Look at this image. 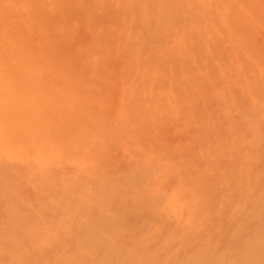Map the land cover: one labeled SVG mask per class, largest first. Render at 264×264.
Instances as JSON below:
<instances>
[{
	"label": "rangeland",
	"instance_id": "1",
	"mask_svg": "<svg viewBox=\"0 0 264 264\" xmlns=\"http://www.w3.org/2000/svg\"><path fill=\"white\" fill-rule=\"evenodd\" d=\"M119 1L0 0V70L25 52L58 68L34 72L46 141L0 128V264H264V0H228L238 17L182 0L187 27ZM193 27L217 81L177 59ZM0 90L3 109L17 88ZM51 98L68 100L64 135Z\"/></svg>",
	"mask_w": 264,
	"mask_h": 264
},
{
	"label": "bare ground",
	"instance_id": "2",
	"mask_svg": "<svg viewBox=\"0 0 264 264\" xmlns=\"http://www.w3.org/2000/svg\"><path fill=\"white\" fill-rule=\"evenodd\" d=\"M188 1L192 2L195 5L198 4V2H199L198 0H188ZM208 1H212L213 4H217L218 1L222 2L223 0H208ZM231 1H236V0H231ZM231 1L226 0V2H231ZM238 1H240V0H238ZM133 2H134V5H135L136 4V0H120L118 2V4L120 6H122V7H125L127 5H130V7H131L132 6L131 3H133ZM146 3H147L148 10H151L150 11V15H152V13H154V15H155L157 20H159V19L163 20V18H164L163 15L168 14V16L170 18L177 17L179 19V21H181L183 24H186V27L189 25V20H188V17L186 15V12H185V9H184L185 7H184V5L182 3V0H147ZM152 4H155L157 6H154ZM227 4H228V8H229V10L231 12L232 17H238L239 13H238L237 7H235L232 4V2L230 4L229 3H227ZM238 6H240V3H239ZM149 7H150V9H149ZM198 7H201V6H198ZM127 10H128V8H127ZM236 13H238V14H236ZM139 23H141L140 20L138 21V23L136 25H138ZM228 25L232 29V31H233L235 36H240V41L242 43V46L245 45V43L249 41V38H250L249 29L239 30L238 25H236V23H233L231 20H229ZM1 27L2 26L0 25V28ZM196 33H197V31L193 27L192 36H189V38H187L186 35H184L185 36L184 46H183L184 52H183V54L181 53V56H178L177 59L179 60V58H180V60L184 61L190 54H193V52H195V55H194L193 58L198 61V64H199L198 67H199L200 71L201 72L202 71L206 72L208 77H209V79L210 78H213V79L215 78L216 79L215 81H217V77L218 76L216 77V75L219 72L213 70V68L215 66L212 68L213 71L212 70L209 71L208 68H207L208 70L206 69V67L208 65H211L214 60H212L210 58L211 56L210 57H206V55L205 56H203V55L200 56L199 55L200 51L198 52V49L200 50V46L201 45H199L196 42V39H197V37H196L197 34ZM199 35L201 37L200 40H202L203 42H209V44H210V33L209 32L206 31L205 33H203L202 31H199ZM21 36H23V35H21ZM250 45H251V43H250ZM48 47L51 48L50 46H48ZM210 47H211L212 53H214L215 49L213 47V43H212V45L210 44ZM246 48H248V50H249L250 47H246ZM255 49L256 48L254 47L253 50L251 49V51L255 52ZM248 50H246V51H248ZM18 51H20V50H18ZM52 51H54V50H52ZM177 51H179V50H176L174 52V57L175 58H176V52ZM223 53H225V52H223ZM17 54H19V52ZM21 54H22V52H21ZM47 54H49V53H47ZM49 55H50V57H52L51 54H49ZM49 55H48V57H49ZM217 56H216L215 59H217V58L220 59L219 58L220 56L219 57H217ZM222 56H224V55H222ZM256 56H257V54H256ZM212 57H215V54ZM226 57L228 58V56H224L225 59H226ZM16 61H17V59H16ZM18 62H20V63H18ZM18 62H17V64H19V65L16 66V68H18V73L12 72V74L9 75V74H6L5 71H1L0 70V87H3L4 89H8L10 91H13V90L15 91V87L17 88V90L15 91V94L12 96L13 103L11 105H9L6 108L1 109L2 100L0 101V128L3 130L4 137H5V139L8 142H10V143H12L14 145H17L18 140L23 139L25 147L28 148L29 145H30V141L33 142L32 139H35L36 141H38V143H40V141H46L47 131H49V130L52 131V129L50 127V122H49L50 114L46 113L44 111L45 110V106H46V101L42 103L41 107L34 105V103L39 98H42V95L40 94L41 91H42L41 90V86H40L41 81H38V80L35 81L34 80V78H36L34 72H36L38 69L41 70L43 68L47 69V70L52 69L54 71L57 70L58 68H57V66L54 63L42 64L40 62V60L36 57V55L34 56L33 54H30L29 52H25L22 55H20V57L18 59ZM47 62H48V59L45 60V63H47ZM226 63H224V64H226ZM58 66H60V65H58ZM221 66L225 68V66H223V63H222ZM2 67H3V64H2V62H0V69ZM159 68H160V64L158 65V69ZM163 73H164V71H163ZM213 79H212V81H213ZM220 81H221V79H220ZM253 81H255V80H252V82ZM248 82L249 81H247V83ZM252 82L250 81L249 83H252ZM256 82H258V80ZM253 83H255V82H253ZM251 85L253 86V84H251ZM251 85H250V87H251ZM172 86H173L174 90L176 91L178 89V87H179V84H178V82L175 83V80H174ZM0 92H1V90H0ZM254 95H256V97L257 96H262V94H260V93H257V94L254 93ZM72 97L74 99L75 96H72ZM80 99H82V98L80 97ZM141 99H142V95H141ZM183 99H184V96L179 95V99L178 100L182 101ZM51 100H52L54 108L56 109V112H57L56 115H52L51 116V121L53 123L58 122V127L59 128L56 131V133L64 135L63 134V131H64L63 128H64L65 125L69 124V121H64L63 126H62L63 118L65 116H69V113H70V111H67V108H66V106H69L68 105V100L67 99L59 100V99H56V98H51ZM263 101H264V96H263ZM73 102H75V101H73ZM75 103L77 104L78 102H75ZM63 106H65V110H63ZM74 113H72L70 115L72 116V115H74ZM128 114H129V112H128ZM230 114H231V112H230ZM238 122L240 123V121H238ZM75 123H76V121H75ZM241 123H243V122H241ZM153 124H152V126H153ZM244 124H246V123H244ZM244 124H243V126H244ZM56 133L55 132L53 133V136H54L55 139H57ZM83 133L84 132L79 134L77 136V138H76V142L72 144V146L74 148L75 147L77 148L78 145H81L82 142H83L82 144H84L85 138H84ZM48 135L50 136L51 134L49 133ZM212 135L213 134H210L209 137H211ZM203 140H205V139H203ZM206 141H204V144L206 143ZM27 150L31 153V151L29 149H27ZM26 154L28 155L29 153H26ZM149 184H150V182L145 183V188L148 187ZM61 240L62 239L56 240V242H54L50 246V248L55 249L56 246L61 242ZM43 250L45 251L44 248H43Z\"/></svg>",
	"mask_w": 264,
	"mask_h": 264
}]
</instances>
